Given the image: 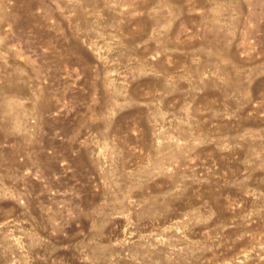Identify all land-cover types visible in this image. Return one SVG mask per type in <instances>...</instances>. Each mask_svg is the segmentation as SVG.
Returning <instances> with one entry per match:
<instances>
[{
	"label": "rangeland",
	"instance_id": "374dc122",
	"mask_svg": "<svg viewBox=\"0 0 264 264\" xmlns=\"http://www.w3.org/2000/svg\"><path fill=\"white\" fill-rule=\"evenodd\" d=\"M0 264H264V0H0Z\"/></svg>",
	"mask_w": 264,
	"mask_h": 264
}]
</instances>
